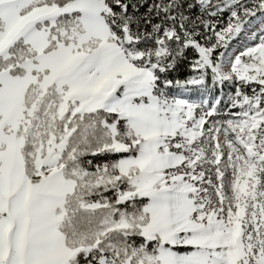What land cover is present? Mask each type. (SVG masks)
I'll use <instances>...</instances> for the list:
<instances>
[{
  "label": "snow or ice",
  "instance_id": "obj_1",
  "mask_svg": "<svg viewBox=\"0 0 264 264\" xmlns=\"http://www.w3.org/2000/svg\"><path fill=\"white\" fill-rule=\"evenodd\" d=\"M0 264H264V0H0Z\"/></svg>",
  "mask_w": 264,
  "mask_h": 264
}]
</instances>
